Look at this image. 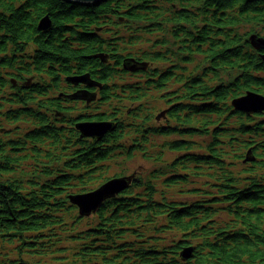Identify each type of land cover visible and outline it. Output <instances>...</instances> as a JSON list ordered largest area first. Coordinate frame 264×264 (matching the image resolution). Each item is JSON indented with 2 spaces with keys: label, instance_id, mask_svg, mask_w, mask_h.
Wrapping results in <instances>:
<instances>
[{
  "label": "trees",
  "instance_id": "obj_1",
  "mask_svg": "<svg viewBox=\"0 0 264 264\" xmlns=\"http://www.w3.org/2000/svg\"><path fill=\"white\" fill-rule=\"evenodd\" d=\"M251 37L264 0H0V264H264V113L231 107L264 96Z\"/></svg>",
  "mask_w": 264,
  "mask_h": 264
},
{
  "label": "water",
  "instance_id": "obj_2",
  "mask_svg": "<svg viewBox=\"0 0 264 264\" xmlns=\"http://www.w3.org/2000/svg\"><path fill=\"white\" fill-rule=\"evenodd\" d=\"M80 4H99L107 0H66ZM52 22L48 16L40 20L37 30L39 32H47L51 29ZM252 46L261 51L262 60L264 61V38L251 37ZM68 82L74 85L87 83L86 77L69 78ZM231 107L235 112L245 115H257L264 113V96L254 92H247L243 96L234 99L231 102ZM77 130L80 132L81 138L101 139L112 130V125L105 122H86L77 125ZM131 184V178H113L102 184L92 192L79 194L70 198L71 204L78 209L80 217H89L95 213L101 205L117 195L121 194ZM192 256V249L187 248L181 252L183 261L189 260Z\"/></svg>",
  "mask_w": 264,
  "mask_h": 264
},
{
  "label": "rangeland",
  "instance_id": "obj_3",
  "mask_svg": "<svg viewBox=\"0 0 264 264\" xmlns=\"http://www.w3.org/2000/svg\"><path fill=\"white\" fill-rule=\"evenodd\" d=\"M151 166V162H146L145 160H142L140 156L134 158L132 161L127 162L125 164V168L130 171L129 174H131L135 170L139 171L142 168H150ZM115 173H119V169L116 167L111 170L109 177H113Z\"/></svg>",
  "mask_w": 264,
  "mask_h": 264
}]
</instances>
